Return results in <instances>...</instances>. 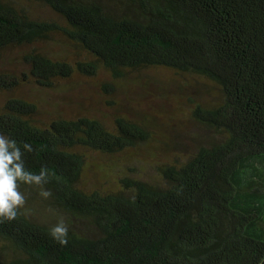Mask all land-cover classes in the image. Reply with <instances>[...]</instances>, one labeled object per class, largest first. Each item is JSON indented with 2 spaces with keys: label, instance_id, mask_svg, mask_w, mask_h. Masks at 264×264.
<instances>
[{
  "label": "trees",
  "instance_id": "16d2710c",
  "mask_svg": "<svg viewBox=\"0 0 264 264\" xmlns=\"http://www.w3.org/2000/svg\"><path fill=\"white\" fill-rule=\"evenodd\" d=\"M27 1L56 19L0 0V53L22 50L24 66L0 73V91L57 90L102 69L120 80L130 70L167 67L209 79L223 97L195 106V121L216 136L181 161L156 166L161 183L115 162L152 141L147 124L126 116L113 126L90 116L44 123L37 103L7 100L0 134L30 143L25 167L50 174L49 198L38 186L21 184V191L27 203L65 215L70 229L61 246L50 236L55 224L32 211L2 222L0 264H264V0ZM53 43L85 57L45 48ZM111 86H103L106 94ZM90 167L115 172L119 188L85 185Z\"/></svg>",
  "mask_w": 264,
  "mask_h": 264
},
{
  "label": "rangeland",
  "instance_id": "374dc122",
  "mask_svg": "<svg viewBox=\"0 0 264 264\" xmlns=\"http://www.w3.org/2000/svg\"><path fill=\"white\" fill-rule=\"evenodd\" d=\"M27 6L34 14L44 18L56 19L47 7L27 0H15ZM56 53L69 51L74 58L84 59L85 53L66 45L45 46ZM22 50H8L0 53V73L20 72ZM113 83L109 94L103 86ZM115 89V90H114ZM25 97L39 106L37 118L51 123L60 116L78 118L90 116L103 120L113 126L117 116H126L147 124L153 139L150 143L135 150L123 153L115 159L128 165L125 168L137 170L139 175L152 182L161 183V177L155 171L156 166L175 164L192 154L197 145L210 140L216 134L193 118L196 105L206 107L218 104L223 92L216 83L194 74L184 73L167 67H147L126 72L124 78L113 79L110 73L102 69L96 77L77 74L63 81L57 90L43 89L37 85H25L14 92L0 91V108L11 98ZM93 162L111 165L112 159L91 154ZM124 165V166H125ZM88 187L101 190L119 188V176L115 172L104 174L90 167L85 178ZM35 203V202H34ZM26 207L37 216L56 224L58 214L48 206L27 203Z\"/></svg>",
  "mask_w": 264,
  "mask_h": 264
},
{
  "label": "clouds",
  "instance_id": "9594fccd",
  "mask_svg": "<svg viewBox=\"0 0 264 264\" xmlns=\"http://www.w3.org/2000/svg\"><path fill=\"white\" fill-rule=\"evenodd\" d=\"M33 151L30 143L20 145L0 134V223L14 221L21 214H30L21 184L40 187V195L45 199L51 196V192L43 187L49 182V169L41 167L37 174L25 167L24 154ZM69 229L70 222L61 216L50 229V236L54 242L66 246Z\"/></svg>",
  "mask_w": 264,
  "mask_h": 264
}]
</instances>
